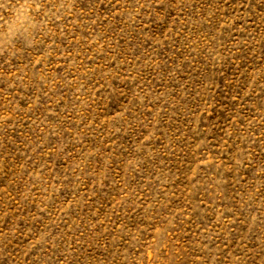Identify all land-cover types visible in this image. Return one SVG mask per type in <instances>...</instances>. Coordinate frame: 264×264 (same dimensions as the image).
<instances>
[{
	"label": "rangeland",
	"instance_id": "1",
	"mask_svg": "<svg viewBox=\"0 0 264 264\" xmlns=\"http://www.w3.org/2000/svg\"><path fill=\"white\" fill-rule=\"evenodd\" d=\"M0 264H264V0H0Z\"/></svg>",
	"mask_w": 264,
	"mask_h": 264
}]
</instances>
